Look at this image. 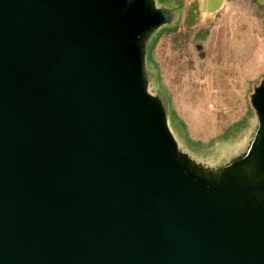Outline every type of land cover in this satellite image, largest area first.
I'll return each mask as SVG.
<instances>
[{
	"label": "water",
	"instance_id": "water-1",
	"mask_svg": "<svg viewBox=\"0 0 264 264\" xmlns=\"http://www.w3.org/2000/svg\"><path fill=\"white\" fill-rule=\"evenodd\" d=\"M154 1L0 0V264H264V86L256 179L189 170L142 87Z\"/></svg>",
	"mask_w": 264,
	"mask_h": 264
},
{
	"label": "rangeland",
	"instance_id": "rangeland-1",
	"mask_svg": "<svg viewBox=\"0 0 264 264\" xmlns=\"http://www.w3.org/2000/svg\"><path fill=\"white\" fill-rule=\"evenodd\" d=\"M154 10L171 19L144 34L142 87L177 158L206 180L256 179L264 0H225L217 9L155 0Z\"/></svg>",
	"mask_w": 264,
	"mask_h": 264
},
{
	"label": "crops",
	"instance_id": "crops-1",
	"mask_svg": "<svg viewBox=\"0 0 264 264\" xmlns=\"http://www.w3.org/2000/svg\"><path fill=\"white\" fill-rule=\"evenodd\" d=\"M207 5H209V8L211 9H217L220 7L222 3L225 2V0H203Z\"/></svg>",
	"mask_w": 264,
	"mask_h": 264
}]
</instances>
